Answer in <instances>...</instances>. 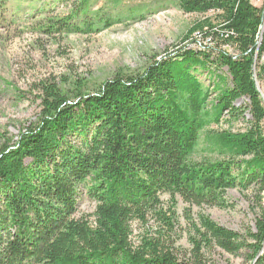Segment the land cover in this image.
Instances as JSON below:
<instances>
[{"label":"trees","instance_id":"obj_1","mask_svg":"<svg viewBox=\"0 0 264 264\" xmlns=\"http://www.w3.org/2000/svg\"><path fill=\"white\" fill-rule=\"evenodd\" d=\"M88 2L50 29L85 33L113 22L88 17ZM177 2L184 12H216L217 24L207 17L184 37L203 34L213 45H186L142 72H118L98 85L47 80L38 119L16 139L0 133V264H219L214 247L264 264V214L245 233L201 216L191 249L183 250L176 245V212L162 200L168 194L227 207L226 192L236 187L254 188L261 199L264 98L257 79L264 80V6ZM219 42L228 46L213 56ZM242 98L250 101L247 129L207 134L220 157L195 161L203 130L221 124L225 113L244 115L235 105ZM86 197L96 202L93 221L78 217ZM152 220L160 227L150 230ZM136 222L144 232L135 241Z\"/></svg>","mask_w":264,"mask_h":264},{"label":"rangeland","instance_id":"obj_2","mask_svg":"<svg viewBox=\"0 0 264 264\" xmlns=\"http://www.w3.org/2000/svg\"><path fill=\"white\" fill-rule=\"evenodd\" d=\"M251 1L256 6H264V0ZM80 6L81 0H0V133L8 138L16 139L25 125L38 119L43 82L86 78L98 85L118 72H142L153 60L162 59L195 40L194 36L188 40L184 37L196 22L210 17L217 24L215 11L184 12L177 0H89L88 17L112 18L113 22H103L85 33H70L64 27L50 29ZM190 46L200 48L195 42ZM214 46L210 53L217 56L228 45L219 42ZM228 48L236 52L235 48ZM200 74L201 71H195V76L202 80ZM203 78V84L209 86L210 76L206 78L204 74ZM257 86L264 98V80L257 79ZM249 104L248 98L237 100L235 105L245 110L244 115L230 119L225 113L221 124L203 130L193 156L195 161L220 157L206 141L207 134L247 129L251 119ZM257 195L254 188L229 189L225 195L227 207L191 205L181 196L173 200L168 194L162 195L165 209L176 212V245L183 250L191 249L193 226L201 216L245 233L264 214V192L261 199ZM95 211L96 202L86 197L78 217L93 221ZM149 225L154 227L150 230L160 227L155 220ZM142 232L143 226L136 222L133 239L138 240ZM212 254L219 264H248L244 252L232 255L214 247Z\"/></svg>","mask_w":264,"mask_h":264},{"label":"built area","instance_id":"obj_3","mask_svg":"<svg viewBox=\"0 0 264 264\" xmlns=\"http://www.w3.org/2000/svg\"><path fill=\"white\" fill-rule=\"evenodd\" d=\"M262 29H264V24H263ZM194 37H195V40H192V42H190L189 48H197V47L190 46L194 42L196 43V45L199 44V47L200 46H211V45H213V41H212L211 37H205L203 34L198 35V36H194Z\"/></svg>","mask_w":264,"mask_h":264},{"label":"water","instance_id":"obj_4","mask_svg":"<svg viewBox=\"0 0 264 264\" xmlns=\"http://www.w3.org/2000/svg\"><path fill=\"white\" fill-rule=\"evenodd\" d=\"M264 35V29H262V36ZM259 87V86H258Z\"/></svg>","mask_w":264,"mask_h":264}]
</instances>
